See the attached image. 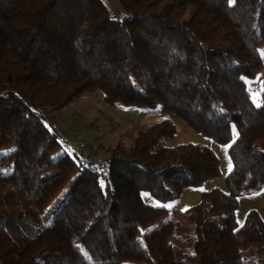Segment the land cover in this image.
<instances>
[{"label": "trees", "instance_id": "1", "mask_svg": "<svg viewBox=\"0 0 264 264\" xmlns=\"http://www.w3.org/2000/svg\"><path fill=\"white\" fill-rule=\"evenodd\" d=\"M117 2L125 21L102 0H0V264H264V219L236 217L264 188V0ZM98 90L228 145L226 189L187 223L144 201L221 175L208 146L162 143L178 132L168 116L94 154L106 172L85 166L51 114Z\"/></svg>", "mask_w": 264, "mask_h": 264}, {"label": "rangeland", "instance_id": "2", "mask_svg": "<svg viewBox=\"0 0 264 264\" xmlns=\"http://www.w3.org/2000/svg\"><path fill=\"white\" fill-rule=\"evenodd\" d=\"M109 10L112 18H118L121 11L117 0H102ZM234 0H229L233 3ZM264 59V45L260 48ZM264 70L262 71V75ZM259 80V79H258ZM255 80H247L252 90L254 101L260 103L261 84ZM53 127L60 133L64 148L70 152V145L85 142L96 149L99 156H107L106 149L117 146H130L132 140L140 133V130L164 118L170 117L177 126V134L174 138L164 139L163 144L174 147L179 144L194 143L208 146L220 159L221 175L206 180L201 186L187 187L182 194L173 201L162 203L151 197L148 193L143 194L146 203L166 207L169 211L174 209L178 219L187 223L181 213L190 207H195L201 200L204 191L213 188L226 189V176L232 169V161L228 154V145H221L191 129L184 121L174 115H164L159 108L151 109L144 107H126L121 104L109 105L104 101L103 93L88 92L80 98L72 101L60 111L51 114ZM95 151V150H94ZM71 153V152H70ZM95 154V153H93ZM96 155V154H95ZM257 210L264 219V188L258 193L247 194L240 198L237 210V221L241 225L246 214L251 210Z\"/></svg>", "mask_w": 264, "mask_h": 264}, {"label": "built area", "instance_id": "3", "mask_svg": "<svg viewBox=\"0 0 264 264\" xmlns=\"http://www.w3.org/2000/svg\"><path fill=\"white\" fill-rule=\"evenodd\" d=\"M128 15H126L124 12L119 11L118 12V18L121 21L127 20ZM70 151L78 155L83 162V164L87 167H93L101 172L107 171V163L105 160L98 158L95 156L90 146L85 142H80L77 144L70 145Z\"/></svg>", "mask_w": 264, "mask_h": 264}, {"label": "crops", "instance_id": "4", "mask_svg": "<svg viewBox=\"0 0 264 264\" xmlns=\"http://www.w3.org/2000/svg\"><path fill=\"white\" fill-rule=\"evenodd\" d=\"M145 130H147V129H142V130H140V132L141 131H145ZM139 136V134L135 137V139L137 138ZM134 141V139L132 140V142ZM91 147V150H92V152L93 153H95L97 156L99 155V153H96V149H94V147L92 148V146H90ZM95 150V151H94Z\"/></svg>", "mask_w": 264, "mask_h": 264}, {"label": "snow or ice", "instance_id": "5", "mask_svg": "<svg viewBox=\"0 0 264 264\" xmlns=\"http://www.w3.org/2000/svg\"><path fill=\"white\" fill-rule=\"evenodd\" d=\"M229 171H231V166L229 167Z\"/></svg>", "mask_w": 264, "mask_h": 264}]
</instances>
